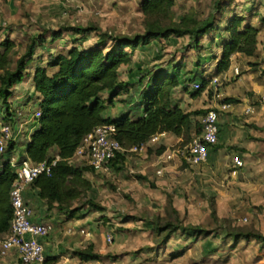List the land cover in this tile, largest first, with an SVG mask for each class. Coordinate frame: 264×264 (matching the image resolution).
<instances>
[{"label": "rangeland", "instance_id": "374dc122", "mask_svg": "<svg viewBox=\"0 0 264 264\" xmlns=\"http://www.w3.org/2000/svg\"><path fill=\"white\" fill-rule=\"evenodd\" d=\"M141 1L20 0L21 6H16L18 11L9 14L15 24L3 22L4 26H1L8 32L20 31L13 42L14 48L9 54L6 69L14 68L15 61L24 53L30 39L43 35L45 42L37 44L33 61L27 67L29 78L22 86H15L12 99L25 101L29 89H32V85L29 86L32 71L37 65L45 66L50 55L66 54L72 46L92 47L99 32L113 36L142 34L147 20L140 11ZM215 1L226 8L224 22L236 14L258 29V57L247 58L236 54L226 72H232L231 78L229 75L223 77L226 73L220 77L215 74L211 67L220 56L222 41L227 38L223 30L224 22L200 39L202 46L198 49L192 50L187 38L170 45L158 42L145 48L142 46L131 54V70L128 66L120 70V80L127 83V88L107 106L104 115L116 117L129 112L135 119L141 113L140 92L158 70L168 66L178 67L182 69L184 78L189 79L195 64L212 62L204 70L196 67L200 73L197 79L210 81L217 77L220 81L217 92L225 99L223 92L228 91L229 98L238 101L233 105L239 109L236 114L232 110V113L221 116L224 119H220L219 123V144L209 149L204 163L192 166L176 153L179 148L188 145L191 138L180 142L175 136L165 134L143 152H125L119 171L110 168L109 172H85L83 176L89 182V189L69 206L71 209L80 208L83 218L79 220L68 221L63 211H57L56 207L48 209L46 203L27 188L23 197L34 216L54 226V231L42 243L44 259L63 257L60 264H264L263 257L260 260L255 258L259 247L256 241L239 240L234 244L229 234L251 232L264 237V109L260 108L264 97V0L180 1L175 13L170 12L161 24L175 23V19L187 15L203 20ZM74 25L96 27L99 32L79 38L78 42H74L73 36L68 33H63L56 40L50 38L51 32ZM5 36L1 33L0 41ZM235 67L239 69L236 77L233 75ZM190 69L191 72H188ZM204 71L207 74H203ZM131 72L136 75H129ZM140 76L143 79L141 82ZM185 79L181 82L188 83L189 92L175 88L171 95L173 105H178L185 112H206L218 104L213 88L209 90L206 87L200 95L193 96L196 94L193 84L200 81ZM24 93L26 95H22ZM102 97L106 99L107 93H103ZM248 105L255 108V113L243 116L242 110ZM201 117L202 114L193 116V123H198ZM161 146L165 148L162 155H173L170 160H159ZM234 157H239L240 166L234 164ZM158 170H161L160 175ZM138 176L147 180H138ZM88 201L98 204L101 210L90 208ZM169 205L177 211L183 225L201 226L212 231L210 236L188 239L177 232L164 239L167 231L157 233L154 229L162 228L171 221V215H167ZM108 236L111 243L106 241ZM68 238L73 241L72 244H66ZM88 245H92L94 253L102 256L100 261L79 262L73 256V251L84 250ZM182 250V256L171 257ZM254 258L258 261L251 263ZM10 260L0 259V264H19Z\"/></svg>", "mask_w": 264, "mask_h": 264}, {"label": "trees", "instance_id": "16d2710c", "mask_svg": "<svg viewBox=\"0 0 264 264\" xmlns=\"http://www.w3.org/2000/svg\"><path fill=\"white\" fill-rule=\"evenodd\" d=\"M180 1L187 0H142L140 11L147 20L142 34L113 36L99 32L96 27L75 25L51 32L52 40L61 38L63 33H68L73 36L74 42H78L79 38L92 32H99L94 46L88 48L72 46L65 55H50L45 67L39 66L34 69L31 80L33 90L38 95L36 112H39L40 116L36 120V130L24 145L23 154L17 155L18 158H27L33 162H51L56 156L59 157L50 174L39 175L29 189L46 203L48 209L56 207L57 211H63L68 221L83 218L80 208L71 209L69 206L83 191L89 189L90 185L84 178V173L93 172L87 166H73L70 159L80 140L95 127L103 124L114 125L117 131L116 139L124 149L145 143L155 134H171L180 139V142L189 138L191 141L200 134V123L199 121L193 123L192 118L205 112H185L178 105L171 103L172 91L180 84L183 92H189L188 83L179 79L178 67L168 66L166 69L158 70L149 79L147 87L140 92L141 113L137 118H132L129 112L116 117L104 115L107 106L127 88V83L120 80V68L129 64L131 60L129 51L149 45L153 41L169 38H187L192 50L198 49L202 46L200 39L224 22L223 15L226 8L222 7L219 1H215L211 11L203 20L187 15L175 19V23L161 24V20L166 21L170 12L175 13L174 10L180 6ZM223 30L227 38L219 47L221 52L214 67V72L218 76L227 72L231 58L236 54L247 58L258 57V29L245 23L243 17L234 14L225 19ZM44 42L43 35L30 39L24 53L15 61L14 68L8 70L6 67L14 43L8 37L0 41V107L5 110L6 120L10 123H12L10 109L12 105L8 100L13 96L14 87L28 76L27 67L33 61L37 44L42 45ZM201 65L200 63L197 67ZM47 68L56 70L48 74ZM193 74L185 80L200 81L201 86L193 95L197 96L206 89L209 81L205 78L197 79V76L200 77L199 70ZM142 80L140 76L139 82ZM103 93H107L106 99L102 97ZM224 102L233 105L238 101L225 98ZM191 135L195 137H190ZM15 146L16 141L9 143L5 152L0 155L2 160L0 161V235L9 230L12 220L9 191L15 175L7 160L12 153H16ZM164 150L165 148L161 146L158 154L162 155ZM124 155L125 152L116 155L110 163L111 169L120 170ZM137 179L147 180L143 176H138ZM87 204L96 211L101 210V207L93 201H88ZM169 208L167 215H171V221L162 228L154 229L157 233L166 230L164 239H169L177 232L188 239L210 236L212 231L201 226L183 225L177 211L171 205ZM212 212L214 213V209ZM229 234L234 244L239 240L256 241L259 247L255 258H264L262 235L251 232ZM72 254L79 262L85 263L100 261L102 258L101 255L93 252L92 245H88L84 250H75ZM183 254V250L177 251L171 257L177 258ZM58 260V257H45L43 264H56Z\"/></svg>", "mask_w": 264, "mask_h": 264}, {"label": "built area", "instance_id": "2783aa9c", "mask_svg": "<svg viewBox=\"0 0 264 264\" xmlns=\"http://www.w3.org/2000/svg\"><path fill=\"white\" fill-rule=\"evenodd\" d=\"M239 74L238 68H233V75ZM224 74L223 77H225ZM210 87L215 89V97L218 104L209 108L201 117L200 134L193 138L185 147L179 148V154L188 164L198 166L204 163L208 157L209 149L218 143L219 123L222 115L231 112L233 105L224 102V99L217 92L220 85L218 78L214 77L209 81ZM200 83H194V90L200 88ZM260 108L264 109V97L260 101ZM255 108L248 105L243 108V116H251ZM6 112L0 107V155H2L8 144L15 142L18 132L13 129L9 120H6ZM39 112H35L33 119L37 120ZM117 131L112 124H103L92 129L86 134L77 145L70 163L73 166L84 164L94 172H109L110 163L117 154L123 152L139 153L146 150L152 144L159 141L163 134L153 135L147 142L124 149L116 139ZM165 156V159H164ZM172 154L162 155L159 160L165 161L172 158ZM59 160L55 157L51 162H33L27 158H18L16 154L10 155L7 162L14 171L15 178L9 191L10 205L12 208V220L9 230L0 235V259H11L10 262L19 264H40L44 260V248L42 241L54 231L50 223H43L34 219L31 208L24 201V191L30 187L32 182L41 174L49 175L52 167ZM236 166L241 165L239 157H234ZM161 174V170L157 171ZM111 243V238H106Z\"/></svg>", "mask_w": 264, "mask_h": 264}, {"label": "crops", "instance_id": "0c3cea01", "mask_svg": "<svg viewBox=\"0 0 264 264\" xmlns=\"http://www.w3.org/2000/svg\"><path fill=\"white\" fill-rule=\"evenodd\" d=\"M16 6L19 8L20 6H21V4H20V0H0V12H1V15H0V29H1V31H0V34L2 33V34H4V35H6L7 37H9V39L11 40V41H13V42H15L14 40H15V38H16V36H18V33L20 32H17V31H11V32H8L7 30H3L2 28H1V26H4V23L3 22H6V23H8L9 24V22H13V24H15L14 23V21H11V19H10V16H9V14H10V12H15L16 10L18 11V8L16 9ZM3 12V13H2ZM20 12V11H19ZM5 23V24H6ZM7 26V25H6ZM5 36V37H6ZM174 39H176V40H174ZM175 41H178L179 42V38H169V39H167V40H160V41H153V42H151L149 45H146V46H143L142 48H145V47H148V46H152L153 44L154 45H156V44H158V42H162V43H167V45H170L172 42L174 43ZM139 50H140V47L138 48ZM134 51H137V50H133V51H129V53H130V55L134 52ZM192 51V50H191ZM219 52H221V50L219 51ZM220 54V53H219ZM65 55V54H64ZM217 60L218 59H216V60H214L213 61V63H214V65L211 67V68H214L215 67V64H216V62H217ZM131 62H132V55H131V60H130V62H129V64H131ZM210 63H212V62H205V64H202L201 65V70H204V69H206L207 68V66L208 65H210ZM31 64V63H30ZM129 64H127V65H122L121 66V68H120V70H122V68L124 67V66H128L130 69H128L129 71L131 70V67H130V65ZM45 67L44 65H37L36 67ZM198 65L197 64H195V66H194V71H193V73L195 72V71H197V70H199V69H197L196 67H197ZM35 67V68H36ZM34 68V69H35ZM49 70H51L50 72H49ZM56 69H49V68H47V72H48V74H52L54 71H55ZM185 70V69H184ZM191 70L192 69H190L188 72H191ZM34 71V70H33ZM33 71H32V73H33ZM185 72H187V71H185ZM27 73L29 74V71H28V68H27ZM226 73V72H225ZM232 73V72H231ZM231 73H229V74H227L226 73V75H229V77L231 78ZM178 74H179V79L181 80L182 78H184V75L182 74V69L181 70H179V72H178ZM203 74H207V71H204V73ZM129 75H132V76H134V75H136L135 73H133V72H131ZM185 75H188V74H185ZM219 77H220V75H219ZM234 77H236V76H234ZM27 78H29L28 76L27 77H25L24 78V80L25 79H27ZM186 78V77H185ZM184 78V79H185ZM188 78V77H187ZM217 78V77H216ZM229 78V79H230ZM30 79H31V75H30ZM206 79V78H205ZM24 80L20 83V84H18V85H16V86H22L25 82H24ZM28 80V79H27ZM31 81V84L29 85L30 87H31V85H32V89H29V93H28V95L27 96H25V101L23 100H21V101H19V98H17V99H15V100H13L12 99V97H11V99H12V101L10 102V104L12 103L13 105L11 106V125H12V127H13V129H15L17 132H18V136H17V138H16V146H15V152L16 153H12V155L13 154H16V155H21V154H23L22 152L24 151V145L26 144V142L29 140V137H30V135L32 134V132L34 131V130H36V128H37V121L35 120V119H33V115H34V113L36 112V111H38V108H37V98H38V95L34 92V90H33V84H32V80H30ZM122 81H124V80H122ZM28 84V82L26 83V85ZM25 85V86H26ZM181 84L177 87V88H181ZM220 86V85H219ZM218 86V87H219ZM208 89L210 90V89H212V87H210V85H209V83H208ZM24 88V87H23ZM14 89H15V87H14ZM26 90V89H25ZM215 90V89H214ZM217 90V89H216ZM28 92V91H27ZM26 92V93H27ZM206 92V91H205ZM226 91H224L223 93H224V96H225V98H229V96H231V95H229V93H228V91L225 93ZM26 93H24V94H22V95H26ZM207 93V92H206ZM220 94V93H219ZM205 95V94H204ZM220 96H222L221 94H220ZM202 98H204V96L202 95ZM9 102V101H8ZM183 110V109H182ZM192 110V109H191ZM232 110L234 111V113L236 114V112H238V110L239 109H237V107L235 106V105H233V107H232ZM231 110V113L233 112ZM186 112H190V110H187ZM224 116V115H223ZM222 119H224L223 117L221 118V120ZM165 136V133L163 134V135H161L160 137H164ZM220 136V135H219ZM159 137V138H160ZM220 138V137H219ZM177 140H180V139H178L177 138ZM219 144V143H218ZM4 159V158H3ZM6 159V158H5ZM35 219H37L38 221H40L41 219L40 218H38L37 216H35ZM41 222H43V221H41ZM45 240V239H44ZM73 243V241H71V240H69V238H68V240H66V244H72ZM63 257H61V258H59V261L56 263V264H60V262H61V259H62ZM261 259V258H260ZM260 259H258V260H260ZM70 260H73V259H70ZM254 260H256L255 258L253 259V260H251V263H255L256 261H258V260H256V261H254Z\"/></svg>", "mask_w": 264, "mask_h": 264}]
</instances>
